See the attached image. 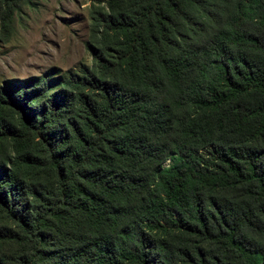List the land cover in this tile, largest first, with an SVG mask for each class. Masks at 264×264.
Returning <instances> with one entry per match:
<instances>
[{
    "label": "trees",
    "instance_id": "trees-1",
    "mask_svg": "<svg viewBox=\"0 0 264 264\" xmlns=\"http://www.w3.org/2000/svg\"><path fill=\"white\" fill-rule=\"evenodd\" d=\"M87 2L89 63L0 85V264H264V0Z\"/></svg>",
    "mask_w": 264,
    "mask_h": 264
},
{
    "label": "rangeland",
    "instance_id": "rangeland-1",
    "mask_svg": "<svg viewBox=\"0 0 264 264\" xmlns=\"http://www.w3.org/2000/svg\"><path fill=\"white\" fill-rule=\"evenodd\" d=\"M88 4L87 0H32L15 13L9 41H0V85L46 72L67 78L78 72L81 63H89Z\"/></svg>",
    "mask_w": 264,
    "mask_h": 264
}]
</instances>
